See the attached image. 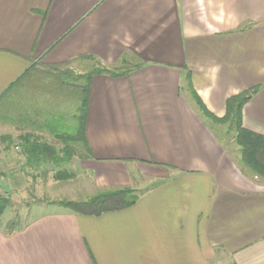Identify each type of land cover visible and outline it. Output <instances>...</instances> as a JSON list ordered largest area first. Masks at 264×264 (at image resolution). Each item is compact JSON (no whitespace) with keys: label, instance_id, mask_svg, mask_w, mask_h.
Segmentation results:
<instances>
[{"label":"crops","instance_id":"crops-1","mask_svg":"<svg viewBox=\"0 0 264 264\" xmlns=\"http://www.w3.org/2000/svg\"><path fill=\"white\" fill-rule=\"evenodd\" d=\"M122 56L142 64L90 79L80 167L97 186L140 187L137 200L99 215L7 207L0 264H264V178L200 109L221 118L256 88L242 125L264 135V0H0V103L40 66ZM27 105L0 140L8 187L27 165L12 154L42 136Z\"/></svg>","mask_w":264,"mask_h":264},{"label":"rangeland","instance_id":"rangeland-1","mask_svg":"<svg viewBox=\"0 0 264 264\" xmlns=\"http://www.w3.org/2000/svg\"><path fill=\"white\" fill-rule=\"evenodd\" d=\"M118 64H106L104 62H101V60L97 61L92 59H84L73 61L67 65L56 66L53 68H47L45 66H40L36 69L33 68L34 70L32 71V73L29 74L20 85V90L22 91L20 95H18L19 97L16 96L10 99V96H8V99L7 97H5L0 103V114H4L0 119V140L6 141V137H8L10 131L15 126L13 121L9 119V115L19 110H21L24 114L25 107L28 104V109H26L27 112H29L30 110H35L33 113L36 114L35 116H38L37 120L42 121L41 123H35L36 127L42 126V134H40L42 136L38 134L40 136L41 142H45L51 147H54L56 153L61 155L63 153L62 149L64 147H71L74 145V143L69 137L67 138L66 136L61 135L56 137V135H54L46 125L47 118H56V121H61V123L63 121L62 124L64 126L68 125V129H70V131H73L72 126L73 128L76 127V125L78 124V119H73L71 115L72 112H76L78 99L80 100L81 98V94L78 91L77 85L83 82L82 79L75 78V75L78 76L79 74H85L90 69H92L94 65H98L100 67H108ZM23 99L26 100V105L24 104L25 100L23 101ZM19 101L21 102V104ZM11 119L13 120V117ZM20 121H22L20 123L24 124L22 119ZM43 121L45 122L44 124ZM27 122L28 121L26 120L25 123L28 127L29 123ZM35 124L31 125L33 126ZM219 124H221L222 126L221 128H219L218 133L221 136V139L226 145L228 151L230 153H233L234 156H241L240 147L235 142L236 132L234 130H230L227 123ZM70 125L71 128H69ZM23 129L24 125L21 130ZM31 130L33 132L38 129L34 130L32 128ZM20 132L21 131H19V133H16L17 135L13 137L14 141H22L20 138H18V134H20ZM11 134L14 136L15 133L11 132ZM53 136H55L56 138H54ZM27 137L30 136H25V138ZM37 139L38 137L32 139L27 138L26 140L32 142ZM40 139L38 140L39 142ZM13 147H16L15 144L10 147L11 150L13 149ZM80 148L81 146L78 148L79 152H81ZM16 150H14V152ZM23 151L25 150H21L19 152L18 149L17 154H12L13 159H18L20 155L21 158H23L20 160L23 161L25 159V157H23L22 155ZM81 159L82 158L74 155L66 164L54 166L51 162L47 161L43 162L40 167L34 166L32 168H29L25 165H19L17 163L14 169L8 171L13 178L11 179V183L9 185L10 187H7L12 191L5 192L4 188H0V195L2 197H5L8 201L6 208L9 207V209L7 208L6 210L11 212V214L17 215L18 212L24 213L30 210V207L36 204L41 205L44 209L48 210L57 209L58 207L62 206L54 203V201L56 200H80L85 198L86 196L93 195V193H95L97 190H100L101 188H105L97 186V183H95L94 179L91 176L81 171ZM242 162L243 160H241V163ZM19 166H22L21 170H18ZM249 171L255 173L251 169ZM8 172H6V174ZM55 172H61L62 176L64 175L63 177H68H62L63 179H56L54 177ZM255 175L259 176V178H264V175H260L257 173H255ZM12 180L16 183H12ZM131 188L136 192L140 190V187L137 188L136 185L131 186ZM50 201L53 202L49 203Z\"/></svg>","mask_w":264,"mask_h":264},{"label":"trees","instance_id":"trees-1","mask_svg":"<svg viewBox=\"0 0 264 264\" xmlns=\"http://www.w3.org/2000/svg\"><path fill=\"white\" fill-rule=\"evenodd\" d=\"M87 57H94L87 55ZM129 57L122 56L116 64L108 67L105 66H93L85 74L75 75V78L82 79L83 82L77 85L78 91L81 94L80 100L78 99V105L76 112H72L71 117L78 119L76 127L70 131L68 125L64 126L61 121H56V118L46 120L48 129L56 136H66L71 138L74 143L71 147H64L63 153L57 154L54 147H51L45 142H39L34 140L31 143V147L26 151L22 152L25 157L26 163L29 168L39 166L43 162H51L54 166L68 163L71 158L75 155L80 158L86 157L88 147L85 144L83 129L84 119L86 113V106L88 101V91L90 85V79L94 74L106 73L110 76H122L127 75L132 69L139 67L142 62L136 60H129ZM97 60L96 58H88ZM99 61V60H97ZM256 92V88L242 91L234 94L226 99L225 103V114L221 118L212 116L202 105H200L201 112L207 115L211 120L217 123H227L230 130H234L235 142L240 147V153L243 162L255 173L264 175V135L249 130L242 125V107ZM60 118V117H59ZM54 120V121H53ZM71 128V125L69 126ZM67 129V130H66ZM81 146L80 150L78 148ZM85 151V152H84ZM69 175V174H68ZM64 176V175H63ZM61 172H55L54 177L56 179L67 178L63 177ZM63 177V178H62ZM12 190H8L11 192ZM138 198L137 192L130 187H118V188H101L97 190L93 195L86 196L80 200H56L57 203L63 207L69 208L74 212L88 214V215H99L106 211L117 210L129 207L135 203ZM50 201L49 203H52ZM8 201L5 197L0 195V214L4 211Z\"/></svg>","mask_w":264,"mask_h":264},{"label":"water","instance_id":"water-1","mask_svg":"<svg viewBox=\"0 0 264 264\" xmlns=\"http://www.w3.org/2000/svg\"><path fill=\"white\" fill-rule=\"evenodd\" d=\"M1 187L4 188L5 192L8 191V187L5 183H0Z\"/></svg>","mask_w":264,"mask_h":264}]
</instances>
